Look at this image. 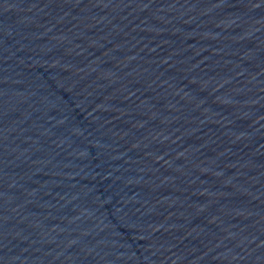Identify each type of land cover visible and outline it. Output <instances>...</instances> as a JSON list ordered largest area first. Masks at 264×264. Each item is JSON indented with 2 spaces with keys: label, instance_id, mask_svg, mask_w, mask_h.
<instances>
[{
  "label": "water",
  "instance_id": "95a60500",
  "mask_svg": "<svg viewBox=\"0 0 264 264\" xmlns=\"http://www.w3.org/2000/svg\"><path fill=\"white\" fill-rule=\"evenodd\" d=\"M0 264H264V0H0Z\"/></svg>",
  "mask_w": 264,
  "mask_h": 264
}]
</instances>
